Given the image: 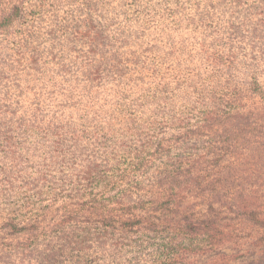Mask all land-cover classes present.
<instances>
[{"label": "trees", "instance_id": "1", "mask_svg": "<svg viewBox=\"0 0 264 264\" xmlns=\"http://www.w3.org/2000/svg\"><path fill=\"white\" fill-rule=\"evenodd\" d=\"M264 264V0H0V264Z\"/></svg>", "mask_w": 264, "mask_h": 264}, {"label": "rangeland", "instance_id": "2", "mask_svg": "<svg viewBox=\"0 0 264 264\" xmlns=\"http://www.w3.org/2000/svg\"><path fill=\"white\" fill-rule=\"evenodd\" d=\"M206 260L205 259H200L198 260V262L196 264H205Z\"/></svg>", "mask_w": 264, "mask_h": 264}]
</instances>
